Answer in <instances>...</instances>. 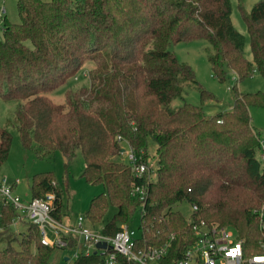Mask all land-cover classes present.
<instances>
[{
	"label": "trees",
	"instance_id": "16d2710c",
	"mask_svg": "<svg viewBox=\"0 0 264 264\" xmlns=\"http://www.w3.org/2000/svg\"><path fill=\"white\" fill-rule=\"evenodd\" d=\"M16 10L19 22L7 10L0 16V99L22 101L16 122L26 150L34 149L40 158L60 151L67 163L81 151L83 179L104 187L91 200L87 223L96 227L114 207L113 219L101 229L115 236L141 214L132 190L142 185L148 195L140 218L145 245L179 233L173 244L179 257L194 241L192 220H204L232 228L255 250L264 240V142L252 126L250 108L264 109V92L244 94L233 87L232 109L208 118L204 105L216 98L168 48L205 40L219 82L231 74L238 81L256 73L264 78V0L249 16L243 13L251 61L244 56L245 37L232 23L230 0H16ZM82 69L88 71V87L68 89L63 104L48 97ZM188 86L199 88L201 105L183 102L174 108ZM118 137L146 162L148 139L154 140V177L133 175L121 160ZM12 141L0 126V168ZM54 183L51 172L33 176L31 200L54 193L51 214L63 222V191ZM185 200L198 207L190 219L171 210ZM1 211L0 224L7 230L18 214L11 205ZM6 241L0 264H49L58 255L41 243L38 227L30 223L24 234L0 235V243ZM72 264L104 260L93 254Z\"/></svg>",
	"mask_w": 264,
	"mask_h": 264
},
{
	"label": "rangeland",
	"instance_id": "374dc122",
	"mask_svg": "<svg viewBox=\"0 0 264 264\" xmlns=\"http://www.w3.org/2000/svg\"><path fill=\"white\" fill-rule=\"evenodd\" d=\"M230 1L232 3V23L235 29L245 37L244 56L247 60L251 61L252 54L243 13L249 16L252 7L259 0ZM3 7L7 10V15L12 21L19 22L16 0H0V10ZM168 50L176 56L180 63L190 66L201 87L213 94L216 98L214 101H207L204 105L205 114L208 118L216 116L219 113L228 112L232 109L235 101L233 87H236L239 92L244 94L256 93L259 91L264 92V78L258 73L242 81H238L237 77L231 74L224 83L219 82L212 74L211 65L208 61V54L211 50V46L205 40L179 42L171 45ZM88 86V71L82 69L77 75V78L75 77L69 80L65 85L49 93L48 97L55 103L63 104L65 102V93L68 89L78 90L81 87ZM183 102L201 105L199 88L197 86L186 87L184 101L176 99L173 101L172 106L177 108L181 106ZM21 103L22 101H4L0 99V126L6 127L13 137L9 158L0 168V179L6 178L9 183H14L16 180H19V185L14 191L15 196L20 198L21 203H27L32 197L31 181L33 176L40 173L51 172L55 176L58 188L63 191L62 202L63 212L66 214L65 218L75 222L79 216L85 217L89 210L91 200L104 192V187L100 185H90L83 179L82 174L85 169V162L80 150H77L76 157L71 162L67 163V160L60 151H56L50 156L40 158L36 155L34 149L26 150L23 148L16 122V111ZM250 115L252 117L253 128L260 134L261 140L264 142V109L253 106L250 108ZM156 148L157 146L154 140L149 138L148 163L152 165L154 170H156L157 162ZM263 155L264 151L260 154V159L264 163ZM121 160L128 164L124 156H121ZM171 210L181 213L186 219H190L193 215L191 203L186 200L175 204ZM115 213L116 209L114 207H109L102 223L93 228H102L103 224H107L113 219ZM140 218V214L136 213L130 218L128 223L130 231H133L136 237H139L141 232ZM16 223L13 224L11 228L0 231V235L7 233L10 234L11 237H15L27 232L29 226V221L27 219H23L22 222ZM6 246L7 241L1 242L0 250L4 249ZM58 254L61 255L64 254V252L58 251Z\"/></svg>",
	"mask_w": 264,
	"mask_h": 264
},
{
	"label": "built area",
	"instance_id": "2783aa9c",
	"mask_svg": "<svg viewBox=\"0 0 264 264\" xmlns=\"http://www.w3.org/2000/svg\"><path fill=\"white\" fill-rule=\"evenodd\" d=\"M0 12L3 15L5 8ZM117 140L121 146L119 153L127 159L134 176L142 178L147 175L151 179L156 175L152 165L142 159L131 144L121 137ZM18 185L19 180L9 183L6 178L0 179V220L2 207L11 205L18 214L13 224L27 219L30 224L37 226L43 245L64 252L59 259L57 256L53 257L49 264H72L81 256L93 254L102 256L104 264H264V240H260L254 250L244 240L239 239L230 227L212 225L204 220H192L191 233L194 241L176 257L173 244L179 233L169 234L165 242L154 246L145 245L143 235L140 233L136 237L128 225H121L115 236L110 237L101 228L91 227L84 216H79L75 222H62L54 218L51 214L54 193L47 194L44 199L21 203L14 192ZM54 185L57 186L56 183ZM132 196L141 201L140 216H144L148 197L146 188L136 185ZM191 206L193 213L198 211L196 205ZM141 228L143 229L142 223ZM2 230L0 224V231ZM101 243H105L106 247L99 248L98 244ZM65 258L67 261H64Z\"/></svg>",
	"mask_w": 264,
	"mask_h": 264
},
{
	"label": "water",
	"instance_id": "95a60500",
	"mask_svg": "<svg viewBox=\"0 0 264 264\" xmlns=\"http://www.w3.org/2000/svg\"><path fill=\"white\" fill-rule=\"evenodd\" d=\"M98 247L99 248H105L106 244L105 243L98 244ZM65 260L67 261V258H65Z\"/></svg>",
	"mask_w": 264,
	"mask_h": 264
},
{
	"label": "crops",
	"instance_id": "0c3cea01",
	"mask_svg": "<svg viewBox=\"0 0 264 264\" xmlns=\"http://www.w3.org/2000/svg\"><path fill=\"white\" fill-rule=\"evenodd\" d=\"M44 1H50V0H44ZM64 221H65V222H68V221L72 222L71 220H68V219H66V218H65ZM20 222H22V221H20ZM60 257H61V255L58 254V255H57V259H59Z\"/></svg>",
	"mask_w": 264,
	"mask_h": 264
}]
</instances>
